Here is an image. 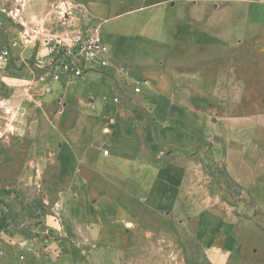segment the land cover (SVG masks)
<instances>
[{
  "label": "rangeland",
  "instance_id": "rangeland-1",
  "mask_svg": "<svg viewBox=\"0 0 264 264\" xmlns=\"http://www.w3.org/2000/svg\"><path fill=\"white\" fill-rule=\"evenodd\" d=\"M112 1L0 0V6L22 5L29 18L55 24L63 16L82 24L87 8L111 48L105 17L114 13ZM247 5L230 2L217 12L204 3L154 6L136 26L139 47L128 52L135 62L112 61L108 70L62 79L59 87L44 82L17 103L0 83V264H24L26 257L30 264H210L196 220L188 218L196 211H156L138 188L108 171L104 151L110 153L114 115L105 101H120L132 84L135 93L148 73L187 77L192 90L210 94L211 111L224 122L200 153L188 156L196 165L194 197L218 196L234 213L246 249L240 264H264V25L248 21ZM11 37L0 28V45ZM222 90L226 96L218 99ZM218 142L224 152L229 147L238 172L249 149L254 170L243 181L258 176L253 184L240 183L216 160Z\"/></svg>",
  "mask_w": 264,
  "mask_h": 264
},
{
  "label": "crops",
  "instance_id": "crops-1",
  "mask_svg": "<svg viewBox=\"0 0 264 264\" xmlns=\"http://www.w3.org/2000/svg\"><path fill=\"white\" fill-rule=\"evenodd\" d=\"M142 1L137 7L134 5L129 7L125 0L110 2L115 4L109 8V10L113 8L114 13L105 17L110 30L106 33V39L114 58L111 61L117 64L133 63L137 60L135 56L128 54L136 44L139 47L136 37L142 33V28L137 29L136 26L147 18V11L154 6L166 7L171 3L173 8L188 9L204 3L212 6L213 12H217L227 3L244 2L248 3V21L264 25V0ZM95 10L100 11L99 8ZM156 17V20L161 18L158 15ZM178 26L179 24L175 23L173 28ZM180 26L187 28L183 24ZM0 28H5L12 37L16 34L14 26ZM165 40L167 42V38ZM164 42H160L162 48ZM4 45H0V49ZM33 49L31 46L14 49L12 57L14 63L11 60V63L0 71L3 92L12 94L9 100L11 102L17 103L19 98L30 93L31 88L47 81H50L53 88L61 86L63 80L53 79L49 69L36 64ZM166 61L167 59L159 60V64L163 65ZM171 62H176V59H171ZM164 75L145 74L140 92L131 91L132 84L120 101L118 99L119 102L114 101L115 96L109 98L110 100H104L106 102L104 107L113 110L114 115L109 137L110 153L105 154V158L111 164L108 171L118 179L138 188L144 195L146 203L156 211L165 213L196 211L195 216L190 215L188 218L196 220V237L204 248L210 264H240L246 255V249L235 225L234 213L218 196L208 195L201 201L196 200L192 182L196 165L188 158L189 154L201 152L204 139L216 134L218 131L216 127L222 126L224 120L218 119L211 111L210 94L192 90L187 77H179L176 81L174 77L168 78ZM222 91L217 92L218 99L222 94L226 96V91ZM235 118L236 114L230 117L232 119L230 127L233 129L236 128L233 124ZM228 148L224 152L220 143H216V160L222 159L228 173L240 183L247 186L253 184L258 176L250 182L243 181L250 178L254 170V161L248 157L249 149L247 148L244 154L241 153V162L245 170L238 172ZM253 252L256 253L255 248ZM24 264H30L28 257L25 258Z\"/></svg>",
  "mask_w": 264,
  "mask_h": 264
},
{
  "label": "built area",
  "instance_id": "built-area-1",
  "mask_svg": "<svg viewBox=\"0 0 264 264\" xmlns=\"http://www.w3.org/2000/svg\"><path fill=\"white\" fill-rule=\"evenodd\" d=\"M67 17L54 23L48 17L29 18L22 5L0 6V27L14 26L15 36L0 49V64L11 63L14 49L33 47L36 64L49 69L55 80H76L89 71H105L112 67L110 48L99 25L92 24L85 9L82 24L68 23ZM141 91V86L135 88ZM117 102L118 98L115 97ZM104 154H109L105 150Z\"/></svg>",
  "mask_w": 264,
  "mask_h": 264
},
{
  "label": "water",
  "instance_id": "water-1",
  "mask_svg": "<svg viewBox=\"0 0 264 264\" xmlns=\"http://www.w3.org/2000/svg\"><path fill=\"white\" fill-rule=\"evenodd\" d=\"M128 226H131V223H126Z\"/></svg>",
  "mask_w": 264,
  "mask_h": 264
}]
</instances>
